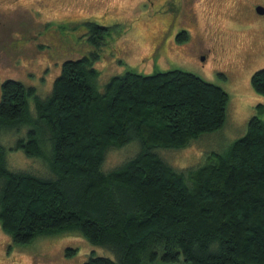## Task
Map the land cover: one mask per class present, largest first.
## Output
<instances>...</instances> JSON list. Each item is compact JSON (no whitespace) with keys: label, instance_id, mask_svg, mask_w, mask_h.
Wrapping results in <instances>:
<instances>
[{"label":"trees","instance_id":"obj_1","mask_svg":"<svg viewBox=\"0 0 264 264\" xmlns=\"http://www.w3.org/2000/svg\"><path fill=\"white\" fill-rule=\"evenodd\" d=\"M82 23L98 47L112 36V26ZM98 58L64 59L43 97L20 80L1 81L0 133L27 127L8 149L45 159L50 171L9 168L0 142L3 231L14 244L76 232L114 255L90 253L81 264H264L263 104L225 151L177 170L154 148L183 147L220 128L228 93L178 67L127 69L100 91ZM250 84L264 95V67ZM132 141L139 145L132 156L103 169L108 149Z\"/></svg>","mask_w":264,"mask_h":264},{"label":"rangeland","instance_id":"obj_2","mask_svg":"<svg viewBox=\"0 0 264 264\" xmlns=\"http://www.w3.org/2000/svg\"><path fill=\"white\" fill-rule=\"evenodd\" d=\"M257 2L264 7V0H0V83L14 78L33 85L43 97L64 59L91 52L99 54L93 65L100 91L112 75L127 69L150 73L178 67L196 73L228 93L222 126L183 147L154 148L177 170L195 167L209 153L225 151L244 134L256 105L264 106V95L250 84L252 72L264 67V12L255 11ZM87 19L112 26L106 44L96 45L82 23ZM183 30L189 31L187 42L176 39ZM29 107L34 115L31 99ZM258 115L264 119V107ZM26 129L1 131L7 166L49 176L45 159L8 149ZM138 148L132 141L108 149L103 169L114 168ZM68 247L75 252L67 254ZM90 253L114 258L110 250L76 232L14 244L0 226V264H81Z\"/></svg>","mask_w":264,"mask_h":264},{"label":"flooded vegetation","instance_id":"obj_3","mask_svg":"<svg viewBox=\"0 0 264 264\" xmlns=\"http://www.w3.org/2000/svg\"><path fill=\"white\" fill-rule=\"evenodd\" d=\"M256 4H259L258 2L257 3H255L254 4V7H255V5ZM190 28V27H189ZM185 31V30H184ZM187 37H189V31H188V34H187V32L185 31V38L183 39V40H186L187 39ZM177 39V38H176ZM183 40H181V41H183ZM189 40V38L186 40V42ZM207 48H211L209 45H207ZM198 56H200V59L201 60H204L205 59V54L204 53H201L200 55H198Z\"/></svg>","mask_w":264,"mask_h":264},{"label":"water","instance_id":"obj_4","mask_svg":"<svg viewBox=\"0 0 264 264\" xmlns=\"http://www.w3.org/2000/svg\"><path fill=\"white\" fill-rule=\"evenodd\" d=\"M255 11L257 13H263L264 12V7L262 5H260V4H256L255 5Z\"/></svg>","mask_w":264,"mask_h":264}]
</instances>
